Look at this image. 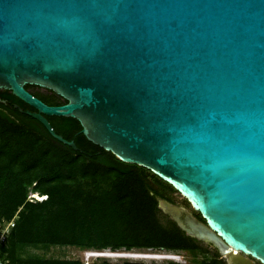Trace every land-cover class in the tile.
<instances>
[{
  "label": "water",
  "instance_id": "obj_1",
  "mask_svg": "<svg viewBox=\"0 0 264 264\" xmlns=\"http://www.w3.org/2000/svg\"><path fill=\"white\" fill-rule=\"evenodd\" d=\"M0 90L169 184L190 209L157 208L226 264H264V0H0Z\"/></svg>",
  "mask_w": 264,
  "mask_h": 264
},
{
  "label": "trees",
  "instance_id": "obj_2",
  "mask_svg": "<svg viewBox=\"0 0 264 264\" xmlns=\"http://www.w3.org/2000/svg\"><path fill=\"white\" fill-rule=\"evenodd\" d=\"M25 89L47 105L65 103L50 90L32 85ZM0 99L5 101L0 103V220L17 215L0 245L2 261L83 264L80 259L22 256L26 247L58 246L82 251L187 252L193 256L187 264H226L214 248L187 236L157 208L155 197L174 202L171 195L177 192L169 184L89 142L77 120L46 117L56 134L75 143L74 151L14 108L17 104L33 110L10 91L0 90ZM30 190L46 198L29 202ZM196 254L203 258L196 259ZM89 264L146 263L100 259Z\"/></svg>",
  "mask_w": 264,
  "mask_h": 264
},
{
  "label": "rangeland",
  "instance_id": "obj_3",
  "mask_svg": "<svg viewBox=\"0 0 264 264\" xmlns=\"http://www.w3.org/2000/svg\"><path fill=\"white\" fill-rule=\"evenodd\" d=\"M171 198L173 201L177 204L183 205L190 209L189 204L185 201L183 197H181L177 193H173L171 195ZM209 248H212L209 246ZM133 251H139L141 253H165L164 250H133ZM168 253V252H166ZM175 253V252H174ZM85 251L78 250L74 247H48V248H34V247H26L23 250L22 256H39V257H45V258H60V259H80L84 260ZM177 254L182 255L181 256V262H185V264L192 262L193 256L188 254L187 252H177ZM195 258L200 260L203 258L202 254H196ZM87 259V258H85ZM100 259H104L111 263H122L124 261L127 262H141V263H160V261H145V260H132V259H125V258H117V259H109L105 257H89L87 259L88 263L99 261ZM181 264V263H180Z\"/></svg>",
  "mask_w": 264,
  "mask_h": 264
},
{
  "label": "bare ground",
  "instance_id": "obj_4",
  "mask_svg": "<svg viewBox=\"0 0 264 264\" xmlns=\"http://www.w3.org/2000/svg\"><path fill=\"white\" fill-rule=\"evenodd\" d=\"M103 253H89L85 251L84 254L85 258L89 257H105L109 259H117V258H125V259H132V260H145V261H161L163 259H176L175 256L170 254L165 255V253H141L137 251H129V253H123V250L117 251L116 253H111L109 250H103Z\"/></svg>",
  "mask_w": 264,
  "mask_h": 264
},
{
  "label": "built area",
  "instance_id": "obj_5",
  "mask_svg": "<svg viewBox=\"0 0 264 264\" xmlns=\"http://www.w3.org/2000/svg\"><path fill=\"white\" fill-rule=\"evenodd\" d=\"M46 198V196H39L37 193L32 192L31 190L27 194V201L29 202H35V201H42ZM17 218V215H14L10 220H0V245L5 242L7 235L10 233L11 229L14 226L15 220ZM170 254L172 256H175L176 259H163L160 261V263H166L169 261L177 262L181 264H185V262H181V256L180 254H177V252H171L168 253L165 252V255ZM83 264H89L87 259L84 258L82 261ZM0 264H7L6 261H2L0 259Z\"/></svg>",
  "mask_w": 264,
  "mask_h": 264
}]
</instances>
